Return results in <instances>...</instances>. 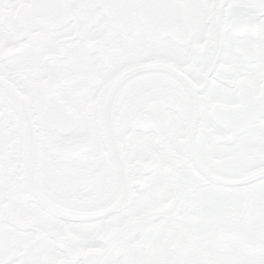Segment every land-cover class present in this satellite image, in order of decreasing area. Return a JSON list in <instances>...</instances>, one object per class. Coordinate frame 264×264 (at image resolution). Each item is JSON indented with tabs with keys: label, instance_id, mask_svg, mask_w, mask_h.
I'll list each match as a JSON object with an SVG mask.
<instances>
[{
	"label": "snow or ice",
	"instance_id": "snow-or-ice-1",
	"mask_svg": "<svg viewBox=\"0 0 264 264\" xmlns=\"http://www.w3.org/2000/svg\"><path fill=\"white\" fill-rule=\"evenodd\" d=\"M0 264H264V0H0Z\"/></svg>",
	"mask_w": 264,
	"mask_h": 264
}]
</instances>
